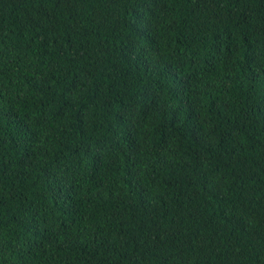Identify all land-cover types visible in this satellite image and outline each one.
I'll return each instance as SVG.
<instances>
[{
	"label": "trees",
	"instance_id": "1",
	"mask_svg": "<svg viewBox=\"0 0 264 264\" xmlns=\"http://www.w3.org/2000/svg\"><path fill=\"white\" fill-rule=\"evenodd\" d=\"M0 264H264V0H0Z\"/></svg>",
	"mask_w": 264,
	"mask_h": 264
}]
</instances>
